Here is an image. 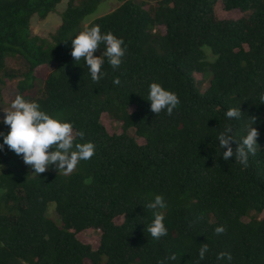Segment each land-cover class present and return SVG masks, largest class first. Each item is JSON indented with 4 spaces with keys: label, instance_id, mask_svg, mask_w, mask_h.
<instances>
[{
    "label": "trees",
    "instance_id": "trees-1",
    "mask_svg": "<svg viewBox=\"0 0 264 264\" xmlns=\"http://www.w3.org/2000/svg\"><path fill=\"white\" fill-rule=\"evenodd\" d=\"M62 1L0 0V80L19 78L16 95L70 121L95 153L68 175L0 168V264H229L216 259L222 251L230 264H264V0H221L238 19L218 18L217 0H112L119 5L94 19L106 0H68L49 38L32 34L31 17ZM93 24L126 46L120 67L105 61L95 83L70 55L72 37ZM8 58L21 68L8 69ZM195 73L209 75L204 92ZM153 82L178 96L171 115L150 110ZM239 106V120L224 116ZM103 113L120 133L106 131ZM252 122L255 154L245 165L223 160L218 132L230 126L239 142ZM155 195L166 202L159 239L144 229ZM51 203L57 221L46 216ZM88 231H99L94 246L82 239Z\"/></svg>",
    "mask_w": 264,
    "mask_h": 264
},
{
    "label": "clouds",
    "instance_id": "clouds-1",
    "mask_svg": "<svg viewBox=\"0 0 264 264\" xmlns=\"http://www.w3.org/2000/svg\"><path fill=\"white\" fill-rule=\"evenodd\" d=\"M71 45L70 55L75 62L83 59L90 79L94 83L104 78L105 72L102 66L105 61L113 69H117L122 64L126 52V46L121 38L111 32H102L100 26L95 24L84 27L73 36ZM101 45H103L102 52L94 55ZM112 83L119 85V78L114 77ZM146 100L150 102V110L156 115L162 111L171 115L180 103L175 92L155 82L149 84ZM259 101L264 103V92L259 94ZM0 112L3 113L0 116V123L8 128L6 134L0 132L2 137L0 151L6 146L8 150L21 157L23 163L30 166L32 173L37 176L50 169L68 175L76 170L80 162L88 161L95 153L94 144L84 141L82 131L74 132L70 121L49 115L37 102L22 95H16L7 107H0ZM241 113L240 106L229 107L225 110L224 116L227 119L239 120ZM253 122L247 127L239 142L234 139L233 129L230 126L218 132L216 139L223 160L228 161L229 158H233L236 163L245 165L248 157L255 154L259 132L252 126ZM77 137L81 142H76ZM233 142H236L235 148L232 147ZM144 206L152 211V218L149 223L144 224V229L153 239L165 236L167 228L164 224L163 210L166 208V202L163 197L155 195ZM214 231L222 234L225 229L223 226H218ZM207 252L208 245L201 244L198 249L199 260H204ZM168 259L175 260V256H170ZM216 259L230 264L232 257L230 253L222 251L217 253Z\"/></svg>",
    "mask_w": 264,
    "mask_h": 264
},
{
    "label": "rangeland",
    "instance_id": "rangeland-1",
    "mask_svg": "<svg viewBox=\"0 0 264 264\" xmlns=\"http://www.w3.org/2000/svg\"><path fill=\"white\" fill-rule=\"evenodd\" d=\"M68 0H63L60 4H58L55 10L48 14L45 19H39L37 16H32L30 20V28L31 32L34 35H38L41 37L49 38L50 35L57 29L60 25V15L62 11L65 9ZM152 1V0H149ZM119 4L112 0H106L99 4L95 12L91 14L90 19H94L96 17H100L114 8H116ZM214 12L216 16L220 19H238L242 16L241 12L238 10L225 11L222 1L217 0L214 4ZM88 19V20H90ZM6 67L10 70L15 71L18 68H21L20 63L16 59L8 58L6 61ZM50 67L49 66H39L35 68L34 75L40 80H44L46 77ZM194 78L198 81V86L201 92H204L209 85V75L206 73L202 75L200 73H195ZM19 78H7L2 77L0 80V107H7L10 104L11 100L16 96L15 83ZM40 84V82H38ZM3 113L0 112V116ZM100 122L105 127L106 131L109 134L120 133L121 124L112 118H110L106 113H103L100 117ZM8 128L3 123H0V132L7 133ZM130 135H133L131 131H129ZM0 142H2V137H0ZM138 143L142 144L143 140L138 139ZM0 168H10V169H21L27 168L31 175L33 174V170L30 166H27L23 163L21 157L17 156L13 151H10L5 146L3 151H0ZM51 171H55L54 169H50ZM53 204H49L46 212V216L57 221L55 217H53ZM264 214V213H263ZM262 214V215H263ZM261 215V216H262ZM99 235V231H88L83 234V241L91 243L93 246L95 245L96 238Z\"/></svg>",
    "mask_w": 264,
    "mask_h": 264
}]
</instances>
